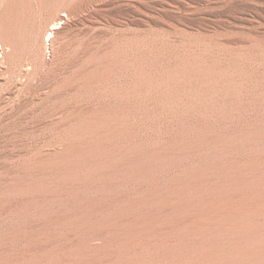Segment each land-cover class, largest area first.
Returning <instances> with one entry per match:
<instances>
[{
  "label": "bare ground",
  "instance_id": "obj_1",
  "mask_svg": "<svg viewBox=\"0 0 264 264\" xmlns=\"http://www.w3.org/2000/svg\"><path fill=\"white\" fill-rule=\"evenodd\" d=\"M92 1L0 0V77L23 67L61 123L0 193V264H264L260 0L226 11L254 35L228 43L250 46L213 53L70 48L69 33L96 23L91 9L72 18Z\"/></svg>",
  "mask_w": 264,
  "mask_h": 264
},
{
  "label": "rangeland",
  "instance_id": "obj_2",
  "mask_svg": "<svg viewBox=\"0 0 264 264\" xmlns=\"http://www.w3.org/2000/svg\"><path fill=\"white\" fill-rule=\"evenodd\" d=\"M193 1L195 0H101L97 3L94 1L86 2L87 4H82V8L80 6L82 13L79 11L80 13H75L72 18L77 21L78 16V18L86 16L87 11L85 10L91 9V11L96 12L95 15H91V19L95 20L96 23L81 22L77 26L78 29H74L67 35V38L65 37L64 42L68 41L67 45L70 48L76 47V42L78 46L81 45L80 43H86L82 44V47L87 46L98 51L109 46L113 40L116 42L153 40L159 46L171 48L191 46L206 49L211 53L216 52L217 49L248 48L250 46L246 43H238L237 45L228 43V41L249 40L254 37L253 34L249 33L252 26L243 22L241 24V21L229 18L226 13L233 0H200V2L196 0V3H192ZM249 1L253 2V0ZM260 5L261 10L263 8L260 14V22H257L258 19L255 20L256 18H248L250 20L252 18L253 22L256 21L260 26H264V0H260ZM205 8L209 12L205 10L206 13H204ZM201 10L203 11L202 14ZM62 12L64 13L61 9L57 14H63ZM106 20L111 22L110 27L105 22ZM209 22L217 23L213 28L206 30L195 28V25L200 23H207L208 25ZM256 22L253 26L258 25ZM248 26L249 29H247ZM74 42L75 45H73ZM87 43H90V46ZM16 65L11 69L10 75H5V78L0 77V193L3 189L4 191L5 188L7 189L8 183L6 181L12 178L13 171H19L17 169H19L21 161L27 158V154L33 150L36 152L39 148V151L43 152L44 147L42 146L49 141V136L51 137L56 132L55 129L58 130L61 124L57 110L58 101L56 102L51 94L36 99L35 95L39 93L36 89L38 86L35 85L37 83L28 85V81L19 79L16 74H19V69L24 70V68ZM13 69L14 71L17 70L18 73L17 71L14 72ZM17 81L27 84V90L31 85L30 90L26 91L25 94L20 93L21 87ZM31 94L33 97L35 96L33 100ZM23 95H26L25 99ZM2 206L0 198V209L3 208ZM5 224V220H0V228Z\"/></svg>",
  "mask_w": 264,
  "mask_h": 264
}]
</instances>
